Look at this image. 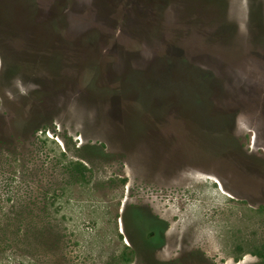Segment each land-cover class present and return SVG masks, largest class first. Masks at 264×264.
<instances>
[{"label":"rangeland","instance_id":"obj_1","mask_svg":"<svg viewBox=\"0 0 264 264\" xmlns=\"http://www.w3.org/2000/svg\"><path fill=\"white\" fill-rule=\"evenodd\" d=\"M28 1L61 32L0 13V264H264V0Z\"/></svg>","mask_w":264,"mask_h":264},{"label":"flooded vegetation","instance_id":"obj_2","mask_svg":"<svg viewBox=\"0 0 264 264\" xmlns=\"http://www.w3.org/2000/svg\"><path fill=\"white\" fill-rule=\"evenodd\" d=\"M3 5L0 6V13H2V14L7 13V15L10 14L9 19H11L13 21V24H15V26L18 29H29L30 27L34 26L33 31H36L35 39L37 37V40H35V41H36V43L40 42L39 45L42 44V42H43V44H45L46 47H50L51 43L54 40V36L57 35L59 30L61 32V28H60L61 25L58 23V21L56 19H50V20H46L43 22L38 20L37 15H38L39 9H38V6L34 4V2L33 3H31V2L19 3L15 6H10V7L5 6V5H7V3L3 2ZM53 43H55V42H53ZM60 46H61V43H60ZM32 49H33L32 52H27V53L31 54L33 56H35L36 54H44L43 52H38L34 48V46ZM45 53H46V55L44 54L45 57H43L44 58L43 61H44V63L46 60L49 61L48 65H49L50 73H51V75H49V76L53 77L54 79H57V81L53 85L54 87L47 85V83L45 82L43 85H39L37 87V89L35 88L34 91L31 93L32 95L31 94L29 95L31 98V101H33V102H34V100H36L37 97L40 98L43 95V92H47V90H48V92H51V88L55 94L56 91L59 88H61L63 85V82L60 80L61 79V73H62L61 67L58 66L57 64L55 66H53V65L50 66V64H52V62H53L52 59L57 58L59 55L61 56V54H60L61 52L56 50L55 52L53 51V52H45ZM0 61H1V59H0ZM87 66H90V65H87ZM93 71L94 70H92V72ZM95 77L96 76L92 75L90 80H88L87 84L89 82L94 81ZM92 85L94 88V83H92ZM142 211L147 212L145 210H142ZM149 221H150V219H149ZM166 225H167V223L164 220H162L158 216L154 215V232H155V235H154V238H151L149 240H154V243L156 242L157 245L159 244L161 246L163 243V240H164L163 233H164V230L166 228ZM148 228H149V226L145 230H147ZM125 231H126V228H125ZM127 235L130 238L131 242L134 243V245L137 248L138 244L136 243L135 238L134 237L132 238L128 234V232H127Z\"/></svg>","mask_w":264,"mask_h":264},{"label":"trees","instance_id":"obj_3","mask_svg":"<svg viewBox=\"0 0 264 264\" xmlns=\"http://www.w3.org/2000/svg\"><path fill=\"white\" fill-rule=\"evenodd\" d=\"M6 1H9V3H7V5H5V6H7V7H10V6H15V5H17V4H19V3H25V2H29L28 0H19V1H15V2H10V0H6ZM6 14L7 13H5V16H6ZM8 15H10V14H8ZM12 17V16H11ZM172 60V59H171ZM51 65H53V62H52V64H50V66ZM53 66H55V65H53ZM44 235H45V233H44V231H40V230H36V229H33V230H31L30 228H29V230H28V234H27V236H28V239L31 241V242H33V241H38L37 239H39V237H41L42 238V240H43V238H44ZM44 245V244H43ZM30 247H32V248H34V249H38V246H37V243H30ZM51 246H49L48 247V249H51L50 248ZM46 253H48L49 255H51L50 254V252L47 250L46 251Z\"/></svg>","mask_w":264,"mask_h":264}]
</instances>
